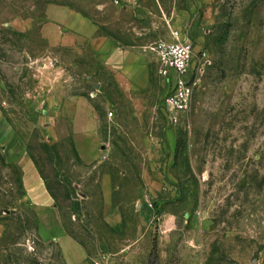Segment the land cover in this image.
<instances>
[{
  "label": "rangeland",
  "instance_id": "rangeland-1",
  "mask_svg": "<svg viewBox=\"0 0 264 264\" xmlns=\"http://www.w3.org/2000/svg\"><path fill=\"white\" fill-rule=\"evenodd\" d=\"M54 1L79 5L103 34L120 33L142 46L147 85L118 81L87 45L81 46L88 48L89 78L67 71L73 87L91 96L105 135L102 150L113 146L112 158L86 161L71 141L47 138L51 110L43 103L34 108L37 91L52 88L60 61L76 56L44 35ZM102 1L0 0V130L23 138L68 232L84 243L99 240L102 174L128 170L136 175H113L126 186L120 195L148 181L150 204L178 207L188 262L264 264V0H113L112 8L97 9ZM177 31L193 44L200 71L189 110L173 121L164 106L169 82L152 47ZM195 217L202 228L191 225ZM0 264H64L58 247L42 242L22 170L7 161L1 143Z\"/></svg>",
  "mask_w": 264,
  "mask_h": 264
},
{
  "label": "crops",
  "instance_id": "crops-1",
  "mask_svg": "<svg viewBox=\"0 0 264 264\" xmlns=\"http://www.w3.org/2000/svg\"><path fill=\"white\" fill-rule=\"evenodd\" d=\"M102 3L97 9L102 10L108 5L112 8L114 4L113 0H104ZM46 15L43 27L45 37L53 47L74 51L76 56L60 61L56 70L58 75L50 81L52 88L42 90L43 93L38 90L39 94L33 100L34 108H39L40 103H43L51 110L47 117L52 119L45 123L44 134L55 143L71 141L76 153L86 161H92L101 154L112 158V153L115 152L113 146L102 150L105 148V135L91 96L73 87L67 71L72 77H79L83 73V76L89 78L90 75L86 73L87 53L84 50L91 47L100 60L101 67L116 73L118 81L147 85L149 65L142 54V46L126 43L120 33L103 34L93 13L90 14L70 2L50 3ZM173 40L172 36V40L167 41ZM81 45H87L88 48L83 49ZM78 81L77 78L75 83ZM61 110L64 111L63 114ZM64 116L69 118L65 119ZM58 120H68L69 125L59 127ZM0 143L5 147L7 161L18 165L22 170L24 189L28 201L36 210L38 234L42 242L54 243L64 264H94L93 261L101 251L112 253L116 264H152L154 254L157 264H198L195 259L187 261L189 259L185 245L189 236L182 237V221L175 209L177 206L157 200L150 204V200H155V197L148 181H137L139 188L129 197L120 195L126 186L116 182L113 175H136L135 173L124 170L102 174L101 222L95 227L99 232V240L90 245L68 232L60 207L23 138L15 137L13 132L4 136L0 130ZM191 225L199 229L203 223L195 217Z\"/></svg>",
  "mask_w": 264,
  "mask_h": 264
},
{
  "label": "built area",
  "instance_id": "built-area-1",
  "mask_svg": "<svg viewBox=\"0 0 264 264\" xmlns=\"http://www.w3.org/2000/svg\"><path fill=\"white\" fill-rule=\"evenodd\" d=\"M119 3V0H116ZM175 40L158 41L152 49L159 58V74L169 82V92L164 100L165 109L171 113L173 121H177L180 113L189 110L195 82V75L200 69L195 63L196 53L193 44L180 40L179 32L174 33ZM114 255L101 251L94 264H116Z\"/></svg>",
  "mask_w": 264,
  "mask_h": 264
},
{
  "label": "water",
  "instance_id": "water-1",
  "mask_svg": "<svg viewBox=\"0 0 264 264\" xmlns=\"http://www.w3.org/2000/svg\"><path fill=\"white\" fill-rule=\"evenodd\" d=\"M156 262H157L156 254H154V256H153V260H152V264H157Z\"/></svg>",
  "mask_w": 264,
  "mask_h": 264
},
{
  "label": "trees",
  "instance_id": "trees-1",
  "mask_svg": "<svg viewBox=\"0 0 264 264\" xmlns=\"http://www.w3.org/2000/svg\"><path fill=\"white\" fill-rule=\"evenodd\" d=\"M49 188V187H48ZM49 190H50V188H49ZM51 191V190H50ZM157 250V241H156V239H155V241H154V251H156Z\"/></svg>",
  "mask_w": 264,
  "mask_h": 264
}]
</instances>
